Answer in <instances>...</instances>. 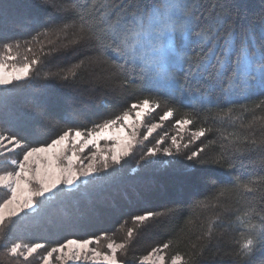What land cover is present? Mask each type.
Returning a JSON list of instances; mask_svg holds the SVG:
<instances>
[{"label":"snow or ice","instance_id":"1","mask_svg":"<svg viewBox=\"0 0 264 264\" xmlns=\"http://www.w3.org/2000/svg\"><path fill=\"white\" fill-rule=\"evenodd\" d=\"M37 7L54 15L37 17L27 35H0V96L42 79L68 88L134 89L141 98L84 126L66 119L43 142L25 128L0 127V259L6 264H125L134 242L150 237L163 218L178 216L181 201L156 206L141 196L133 208L114 210L110 225L98 234L51 246L12 236L101 172L119 171L137 152V167L179 166L182 191L194 196L209 191L204 200L184 202L190 207L227 212L230 199L242 201L246 211L236 226L235 257L250 259L264 249V175L238 171L246 153H257L252 162L264 165V16L258 44L251 28L238 30L230 0L210 7L204 0H40ZM160 93L182 100L191 111L174 119V134L165 132L148 146L145 142L177 111L159 99ZM162 103L164 110L157 113ZM249 113L251 119L245 120ZM237 123L251 131L225 133L219 127ZM214 126L219 139L202 141ZM197 141L200 145L191 149ZM217 144L219 151L209 158L206 150ZM180 156L191 163L160 158ZM198 164L227 168L232 175L217 184ZM221 214L201 225L196 240L202 244L170 255L174 243L182 242L178 234L134 259L137 264H200Z\"/></svg>","mask_w":264,"mask_h":264},{"label":"trees","instance_id":"2","mask_svg":"<svg viewBox=\"0 0 264 264\" xmlns=\"http://www.w3.org/2000/svg\"><path fill=\"white\" fill-rule=\"evenodd\" d=\"M216 0H204L206 7H210ZM237 11L236 19L238 30L251 28L256 35L259 44L260 20L264 16V0H230ZM40 0H0V35L5 37H18L27 35L28 30L34 27L33 21L37 17L47 18L52 13H45L37 5ZM149 4H158L159 0H148ZM55 84V88L48 85ZM141 98V94L134 89L120 92L113 86H104L91 89L90 85H79L75 88L64 87L58 81L35 80L31 85H21L6 96H0V127L25 128L31 134L33 140L46 141L54 133L60 130L66 119L78 126H84L91 119L99 116L114 115L127 104ZM159 99L174 106L177 111L175 117L164 123V127L157 130L145 142L148 146L154 143L155 138L168 132L174 134L172 124L187 111H191L189 105L180 99H170L167 94L160 93ZM107 102L110 107H105ZM164 110V103L157 113ZM76 114L75 117L73 114ZM156 116V113L152 114ZM256 115H260L259 112ZM252 114H246L245 120L251 119ZM199 124V120L197 121ZM197 125L190 126L195 128ZM214 130L201 138L218 140L220 132ZM225 133L239 132L247 134L250 129L240 128L237 125L219 126ZM259 135V132H257ZM187 139V136H185ZM168 143V141H166ZM197 141L191 145L195 149L200 145ZM187 151V150H186ZM219 151V146L214 145L206 150L211 158ZM139 153L129 157L123 167L113 173L101 172L92 183L82 185L79 192L56 202L46 212L33 221L27 228L13 232L12 238H20L29 241L47 242L50 246L63 242L67 238H88L108 228L112 220L114 210L121 207L133 208L141 196H149L156 206L168 204L174 200L181 201L178 205L179 214L174 218H163L152 230L150 237L138 238L134 246L129 250L125 264H137L134 259L150 251L151 247L162 243L169 238H175L178 234L182 237L180 244L173 245L169 254L174 251H187L191 243L202 244L196 237L202 235L207 218L222 213L220 219L214 224L215 233L211 245L206 249L200 264H264V249H257L250 259L235 257L238 245L233 243L238 238L237 225L245 218L244 203L235 199L229 200V210L224 212L221 208L208 207L197 209L190 207L185 201L204 200L209 196V191L203 195H193L188 191H182L183 175L179 166L158 165L151 169L143 166L137 167ZM257 153H246L240 157L243 166L238 170L242 176L264 175V165L256 160ZM167 161L181 160L184 164L191 163L180 157H160ZM143 163V162H142ZM198 168H207L216 180L217 184L227 183L232 172L227 168H221L213 164H198ZM92 179V178H90ZM211 182H209V189ZM252 196L253 194H246ZM191 219L192 223H186ZM258 217L255 220L258 221ZM181 229L183 232L181 233ZM0 264L6 261L0 259ZM35 264H39L38 260Z\"/></svg>","mask_w":264,"mask_h":264}]
</instances>
